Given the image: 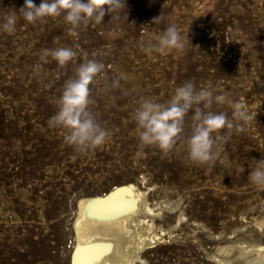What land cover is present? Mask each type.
Returning a JSON list of instances; mask_svg holds the SVG:
<instances>
[{
	"label": "rangeland",
	"instance_id": "obj_1",
	"mask_svg": "<svg viewBox=\"0 0 264 264\" xmlns=\"http://www.w3.org/2000/svg\"><path fill=\"white\" fill-rule=\"evenodd\" d=\"M23 4L0 0V264H72L76 200L127 181L150 186V199L177 202L163 214L165 226L182 213L144 264H215L206 253L216 244L264 241V188L248 179L264 158V0H126L125 10L75 31L63 14L27 22ZM14 10L9 34L2 25ZM169 23L188 36L185 48L149 50ZM60 47L77 52L66 66L42 59ZM85 56L105 65L90 110L112 136L81 152L48 121ZM121 74L120 87L110 89ZM187 80L228 94L213 110L231 116L239 103L252 117L213 165L192 164L183 140L168 153L143 146L132 120L141 99L162 103ZM190 124L186 118V134Z\"/></svg>",
	"mask_w": 264,
	"mask_h": 264
},
{
	"label": "clouds",
	"instance_id": "obj_2",
	"mask_svg": "<svg viewBox=\"0 0 264 264\" xmlns=\"http://www.w3.org/2000/svg\"><path fill=\"white\" fill-rule=\"evenodd\" d=\"M125 9L126 0H40L38 5L35 0H24L18 12L24 20L33 24L63 14L65 22L71 25L70 31H75L82 25L100 23L105 15L112 17ZM16 12L14 10L4 18L2 27L9 34L15 31ZM161 19L162 15L153 18L152 22H160ZM188 41V36H182L176 25L169 23L149 50H183ZM76 55L72 47H60L45 50L42 59L46 62L51 56L60 66H66ZM104 77V63L85 56L75 68L74 77L65 81L56 100L57 110L48 121L50 127L66 132V143L77 151L100 148L112 136V131L102 126L90 110L95 103L92 86ZM121 79H125L123 74L111 81L110 89L119 88ZM227 99V93L218 92L211 86L197 87L194 80H187L176 87L170 98L162 103L143 98L132 116L139 141L145 147H155L168 153L183 140L192 164L213 165L233 134L242 131L244 122L252 119L239 103L231 106V116L224 111L213 110V105H223ZM186 118L191 120L188 134ZM250 169L249 181L264 188V158L255 160V166Z\"/></svg>",
	"mask_w": 264,
	"mask_h": 264
},
{
	"label": "bare ground",
	"instance_id": "obj_3",
	"mask_svg": "<svg viewBox=\"0 0 264 264\" xmlns=\"http://www.w3.org/2000/svg\"><path fill=\"white\" fill-rule=\"evenodd\" d=\"M137 183L127 181L103 194L76 200L72 264H144L143 255L171 236L182 213L172 224L165 226L162 221L176 201L150 199L151 187ZM90 201L94 203L89 205ZM256 224L260 228L263 223ZM232 237L233 232H229L228 238ZM206 256L215 264H264V241L235 238L214 245Z\"/></svg>",
	"mask_w": 264,
	"mask_h": 264
},
{
	"label": "snow or ice",
	"instance_id": "obj_4",
	"mask_svg": "<svg viewBox=\"0 0 264 264\" xmlns=\"http://www.w3.org/2000/svg\"><path fill=\"white\" fill-rule=\"evenodd\" d=\"M121 191H128L127 189H122ZM94 202L93 201H90L89 202V205L93 204Z\"/></svg>",
	"mask_w": 264,
	"mask_h": 264
}]
</instances>
